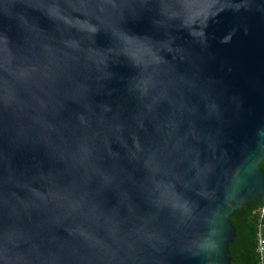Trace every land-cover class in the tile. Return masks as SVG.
I'll use <instances>...</instances> for the list:
<instances>
[{
  "label": "water",
  "instance_id": "95a60500",
  "mask_svg": "<svg viewBox=\"0 0 264 264\" xmlns=\"http://www.w3.org/2000/svg\"><path fill=\"white\" fill-rule=\"evenodd\" d=\"M263 161L264 0H0V264H231Z\"/></svg>",
  "mask_w": 264,
  "mask_h": 264
},
{
  "label": "trees",
  "instance_id": "16d2710c",
  "mask_svg": "<svg viewBox=\"0 0 264 264\" xmlns=\"http://www.w3.org/2000/svg\"><path fill=\"white\" fill-rule=\"evenodd\" d=\"M261 166L264 171V161ZM263 204L249 201L247 206L230 216L236 228V237L230 245L231 264H259L257 233Z\"/></svg>",
  "mask_w": 264,
  "mask_h": 264
},
{
  "label": "built area",
  "instance_id": "2783aa9c",
  "mask_svg": "<svg viewBox=\"0 0 264 264\" xmlns=\"http://www.w3.org/2000/svg\"><path fill=\"white\" fill-rule=\"evenodd\" d=\"M260 214L261 216L259 219V229L257 233V251L259 254V264H264V204Z\"/></svg>",
  "mask_w": 264,
  "mask_h": 264
}]
</instances>
